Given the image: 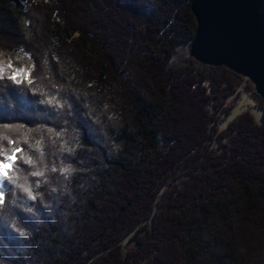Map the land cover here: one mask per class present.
Returning <instances> with one entry per match:
<instances>
[{"label":"trees","instance_id":"obj_1","mask_svg":"<svg viewBox=\"0 0 264 264\" xmlns=\"http://www.w3.org/2000/svg\"><path fill=\"white\" fill-rule=\"evenodd\" d=\"M191 2L0 0L33 64L0 79V130L43 141L9 172L36 198L4 181L0 264H264V101L212 125L242 78L187 58Z\"/></svg>","mask_w":264,"mask_h":264},{"label":"water","instance_id":"obj_2","mask_svg":"<svg viewBox=\"0 0 264 264\" xmlns=\"http://www.w3.org/2000/svg\"><path fill=\"white\" fill-rule=\"evenodd\" d=\"M191 11L188 56L249 80L264 100V0H192Z\"/></svg>","mask_w":264,"mask_h":264},{"label":"snow or ice","instance_id":"obj_3","mask_svg":"<svg viewBox=\"0 0 264 264\" xmlns=\"http://www.w3.org/2000/svg\"><path fill=\"white\" fill-rule=\"evenodd\" d=\"M19 51H23V49H20ZM25 55H29L28 53H25ZM29 59H31L29 55ZM6 67L11 68L12 64L11 61L8 63ZM4 65H0V79H3V72H4ZM30 73L28 70L20 68V69H13V75L9 76L8 79L12 80L16 84H21L25 80H27L28 84H31L33 81L31 79H28V75ZM17 76L20 78L17 79ZM48 103L50 104H57L60 105V101L56 99L55 96H51L48 98ZM62 106V105H61ZM24 126L23 125H3V129H8L11 131L19 132ZM31 131V130H29ZM49 132L52 131V129L48 130ZM57 136L60 135V133H56ZM4 141H7V146L5 145ZM21 141L27 145V150L20 146ZM15 145V146H13ZM35 149L37 152H39L40 157L43 156V141L42 140H36L34 144L29 143V134L25 132L22 137H18L17 139H13L11 136L7 134V132L0 130V204L4 203V181L9 180L14 184H17V178L14 175H9V172H12L14 169H18L19 166L16 164L17 160L23 161V163L32 165L34 164L33 157L31 155H28L29 150ZM17 153L20 155L17 156ZM39 159V157H38ZM52 171H55L56 169L53 167L51 169ZM71 169L68 166H65L61 168L62 173H70ZM32 176H43L44 172L42 169H37L35 171H32L30 173ZM23 183L17 184L18 187H20L29 198L35 199L36 196L34 195L32 191V185L28 183L27 177H23ZM39 186V183L36 184V187Z\"/></svg>","mask_w":264,"mask_h":264},{"label":"rangeland","instance_id":"obj_4","mask_svg":"<svg viewBox=\"0 0 264 264\" xmlns=\"http://www.w3.org/2000/svg\"><path fill=\"white\" fill-rule=\"evenodd\" d=\"M35 1L38 3H48L54 0H35ZM182 54L186 56L185 51H182ZM187 58L193 59L189 56ZM193 60L197 62L195 59ZM10 61H11L12 67L11 68L6 67ZM0 65L5 66L4 72H3L4 79H8L9 76L13 75V69L23 68V69L28 70V72L30 73L33 68L32 60L29 59V56L24 55L23 53L13 52V51H8V50H3V49H0ZM202 66L212 67V66H205V65H202ZM213 68H217V67H213ZM220 68H224V67H220ZM19 78L20 77L17 76V79ZM241 78H242V82L237 87L236 92H234L229 97H227V99L225 100V103L220 108L218 107L216 109L212 108L211 110V114H213V117H214V120L212 121V125H214V127L219 128L220 130L224 129L226 125L230 121L235 119L237 116L245 114V113L251 114L254 117L257 124L263 123V116H262L263 111L259 105V102H257V99L259 97L261 98V96H259L256 93L255 85L253 83H251L249 80L243 77ZM261 99L263 100V98Z\"/></svg>","mask_w":264,"mask_h":264}]
</instances>
